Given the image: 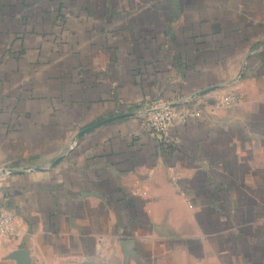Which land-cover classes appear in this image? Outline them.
Masks as SVG:
<instances>
[{"label": "crops", "instance_id": "0c3cea01", "mask_svg": "<svg viewBox=\"0 0 264 264\" xmlns=\"http://www.w3.org/2000/svg\"><path fill=\"white\" fill-rule=\"evenodd\" d=\"M0 206V264H264V0H0Z\"/></svg>", "mask_w": 264, "mask_h": 264}, {"label": "built area", "instance_id": "2783aa9c", "mask_svg": "<svg viewBox=\"0 0 264 264\" xmlns=\"http://www.w3.org/2000/svg\"><path fill=\"white\" fill-rule=\"evenodd\" d=\"M238 102V97L235 94L226 96L220 106L227 107ZM190 112L178 115L169 104H160L149 107L143 115L144 127L153 135H164L174 125L178 118L185 119ZM19 237L18 223L15 216L6 208L0 206V238L16 240Z\"/></svg>", "mask_w": 264, "mask_h": 264}, {"label": "rangeland", "instance_id": "374dc122", "mask_svg": "<svg viewBox=\"0 0 264 264\" xmlns=\"http://www.w3.org/2000/svg\"><path fill=\"white\" fill-rule=\"evenodd\" d=\"M229 95H231V94H229ZM228 96V95H227Z\"/></svg>", "mask_w": 264, "mask_h": 264}]
</instances>
